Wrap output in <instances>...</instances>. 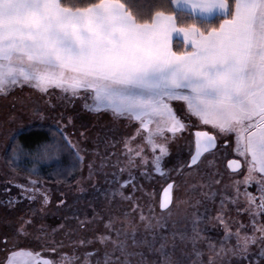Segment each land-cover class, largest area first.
<instances>
[{
  "label": "snow or ice",
  "instance_id": "1",
  "mask_svg": "<svg viewBox=\"0 0 264 264\" xmlns=\"http://www.w3.org/2000/svg\"><path fill=\"white\" fill-rule=\"evenodd\" d=\"M25 85L43 95L58 89L69 101L91 99V104H85L89 111H108L114 118L139 123L136 134L124 140L128 179L120 184L122 189L131 186L133 193L138 190L131 171L138 158L141 165L163 175L162 162L168 155L166 134L175 138L193 128L210 127L211 131L191 133L195 152L185 168H199L204 155L217 149L218 140L230 135L234 136V152L247 166L243 180L225 187V191L231 188L232 195L221 196L214 217L193 213L191 236L184 232L178 237L173 233L171 238L157 234L151 221L156 220L161 229L164 224L141 211L139 221L145 223L146 232L151 230L150 240L137 241L134 220L128 222L129 232L115 230L109 219L104 225L107 234L96 238L102 252L84 253L82 261L75 255H64L63 264H93V258L94 264H205L201 248L205 241L214 254L207 264H264V223L260 222L264 219V0H158L146 16L140 12L134 15L122 0H95L83 7L65 6L61 0H0V96ZM173 102H183L181 114ZM153 123L155 128L150 127ZM57 132L75 147L62 128L57 127ZM142 132L150 159L143 146H129ZM158 137L165 142H157ZM58 150V145L46 144L37 148L33 159L37 163L51 160V154ZM22 155V147L14 148L12 163L18 165ZM77 159H82L78 153ZM119 165L117 159L114 167L123 174L125 168ZM227 166L239 174L238 160L229 161ZM30 171L35 174L37 169ZM89 172L91 175V167ZM14 178L15 169L5 181V192L10 195L11 188H16L19 196L10 198L8 204L15 205L22 198L34 200L40 191L36 187L39 181L17 184ZM219 183L213 180L207 187ZM252 184L258 195L248 191ZM173 189L174 184L169 183L164 190L162 211L168 209ZM202 195L204 201H214L216 193ZM121 196L130 202L135 199L134 195ZM48 202V196L43 195V203ZM202 203L197 201L195 206ZM226 205L234 206L237 215L249 217L251 234L249 226L228 218ZM206 220L224 230L219 249L211 238L201 235L199 225ZM233 224L237 225L235 231ZM29 235L22 225L12 240L0 241L5 245L3 251L10 253L0 264H56L38 259L30 251L8 248L9 244L17 247ZM34 238L42 244H57L46 235ZM177 240L185 245L178 255ZM230 241L235 243L225 248ZM85 243L92 241L79 242ZM143 248L147 253L136 250ZM148 256L157 259L149 261Z\"/></svg>",
  "mask_w": 264,
  "mask_h": 264
},
{
  "label": "rangeland",
  "instance_id": "2",
  "mask_svg": "<svg viewBox=\"0 0 264 264\" xmlns=\"http://www.w3.org/2000/svg\"><path fill=\"white\" fill-rule=\"evenodd\" d=\"M64 95L58 89L43 95L25 85L23 88L17 87L6 97L0 96V241L12 240L22 225L30 234L26 239H21L20 244L15 248L9 244L10 250L30 251L34 257L49 259L56 264H63L61 257L64 255H75L82 261L84 253L98 249L103 251V246L96 238L102 233L107 234L104 225L109 219L115 224V230L123 229L129 232L131 229L128 227V222L134 220L139 233L136 237L137 241L145 237L150 240L151 230L146 232L145 223L139 221L141 211L146 217H155L164 224L161 229L156 220L151 221L157 234L171 238L173 233H176L178 237L184 232L191 236L193 213L198 211L205 217H214L217 214L221 196L232 195L231 188L225 191V187L231 185L234 180H243L247 175L245 160L234 152V136L231 135L218 140L217 149L213 151V154H206L202 158L199 168H185L184 166L190 162L191 155L195 151L194 137L191 133L196 128H193L178 134L175 138H171V134H166L169 137L168 155L162 162L163 175L151 166L141 165L138 158L135 162L136 167L131 169L136 177L135 184L138 190L133 193L131 186L122 189L120 184L128 179L127 157L123 154L124 140L136 134L139 123L114 118L108 111H89L85 104H91V99L73 98L69 101L63 98ZM172 106L178 114H181V110L185 107L183 102H173ZM192 122L196 121L193 119ZM34 125L62 128L68 140L75 146L73 148L82 158V169L78 178L68 185L49 184L38 180L36 187L40 191L36 193L34 200L22 198L21 202L10 205L8 200L19 196V192L16 188H11L10 195L5 192V181L12 176V170L5 163V154L10 141L19 132ZM155 126V123L150 125L152 128ZM200 129L211 131L210 127ZM143 135L142 132L141 136L132 140L129 146L133 148L136 145L143 146L150 159L151 152L142 139ZM157 142L165 141L158 137ZM117 159L120 160L119 167L125 168L123 174L114 167ZM232 159H238L243 163V168L238 171V175L230 171L227 166ZM142 172H149L150 175H142ZM29 179L32 178L15 172L13 182L28 184ZM213 180L221 181V183L209 189L207 186L212 184ZM171 182L174 183L173 204L169 209L162 211L161 193ZM28 186L31 187V185ZM243 189L244 185L241 184V191ZM209 191L216 193L214 201H204L202 194ZM248 191L258 195L255 184L249 186ZM121 193L124 196L134 195V201L123 199ZM43 195L48 196L49 202L46 205L43 203ZM197 201L203 202L198 208L195 206ZM136 204L139 205L138 209L135 207ZM226 207L229 210L228 218L249 226V234H251L249 217L246 214L237 215L236 208L232 205H226ZM125 213L129 215L126 216ZM29 220L31 224L23 223ZM260 222L264 223V219ZM199 227L203 229L201 235L211 238L219 249V241L224 236L223 228L219 225L214 226L207 220ZM236 227L237 225L233 224L232 231H235ZM41 229L44 231L41 232ZM39 235H46L49 240H55L57 244L37 242L34 237ZM112 238L115 239V236ZM80 241H92V243L80 245ZM128 242L131 248L130 236ZM206 243V241L201 243L205 264L210 256H214ZM234 243L235 241H230L224 247L228 248ZM177 244L178 255L179 249L185 248V245L180 244L179 240ZM73 245L77 246L73 247ZM4 247L5 245L0 243V261H5L6 256L10 254L3 251ZM136 250H142L145 253L148 251L147 248ZM187 250H191L190 244L187 245ZM169 251H171L170 246ZM252 251L255 253L256 248L253 247ZM156 259L155 256H148L149 261ZM94 261L95 258H93V264Z\"/></svg>",
  "mask_w": 264,
  "mask_h": 264
},
{
  "label": "trees",
  "instance_id": "3",
  "mask_svg": "<svg viewBox=\"0 0 264 264\" xmlns=\"http://www.w3.org/2000/svg\"><path fill=\"white\" fill-rule=\"evenodd\" d=\"M91 2H95V0H61L65 6L74 5L77 7L86 6ZM122 2L126 3L134 15L140 12L146 16L154 10V5L158 0H134V3H130L129 0H122ZM188 22L191 23L192 21L189 20ZM175 44L176 42H174V47ZM180 47H183L182 44ZM46 144H56L59 150L51 154L53 159H44L37 163L33 159L37 148ZM21 147L24 150V155L21 156L17 165L12 163L13 149ZM5 163L12 171L15 169V172L32 179L56 185L71 184L78 178L82 169V160L77 159L76 150L65 143L64 137L57 132V127L51 125H34L19 132L8 145ZM34 167L37 169L35 174L30 171Z\"/></svg>",
  "mask_w": 264,
  "mask_h": 264
},
{
  "label": "water",
  "instance_id": "4",
  "mask_svg": "<svg viewBox=\"0 0 264 264\" xmlns=\"http://www.w3.org/2000/svg\"><path fill=\"white\" fill-rule=\"evenodd\" d=\"M196 130H207V129H196ZM195 131V130H194ZM209 131V130H208ZM218 145H219V141L217 142V147H218ZM195 152V151H194ZM206 155V154H205ZM204 155V156H205ZM232 160H238V159H232ZM231 161V160H230ZM239 161V164H240V168L237 170V171H240V170H242V168H243V163H242V161H240V160H238ZM229 163V162H228ZM228 165V164H227ZM229 170L230 171H232V169H230L229 168ZM233 172V171H232ZM171 183H173V182H171ZM174 184V183H173ZM168 186V185H167ZM167 186L163 189V191H162V193H161V199L163 198V196H164V190L167 188ZM171 196H172V201H171V203H170V205H169V207H168V209L172 206V204H173V191H172V193H171Z\"/></svg>",
  "mask_w": 264,
  "mask_h": 264
},
{
  "label": "crops",
  "instance_id": "5",
  "mask_svg": "<svg viewBox=\"0 0 264 264\" xmlns=\"http://www.w3.org/2000/svg\"><path fill=\"white\" fill-rule=\"evenodd\" d=\"M175 42V41H174Z\"/></svg>",
  "mask_w": 264,
  "mask_h": 264
}]
</instances>
